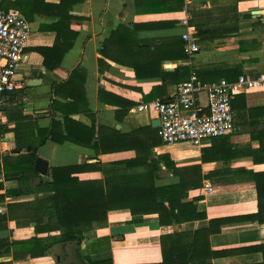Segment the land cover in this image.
I'll return each instance as SVG.
<instances>
[{
  "label": "crops",
  "instance_id": "obj_1",
  "mask_svg": "<svg viewBox=\"0 0 264 264\" xmlns=\"http://www.w3.org/2000/svg\"><path fill=\"white\" fill-rule=\"evenodd\" d=\"M20 1L24 12L15 6L17 0H0L1 10L19 11L32 30L30 47L18 71L22 88L9 95L1 110L0 146L3 153L11 156L25 155L13 153L17 144L11 119L17 108L40 129L49 130L54 120L61 121L58 143L48 140L37 152L48 161L49 170L134 158L136 152L132 150L103 154L107 147L99 145V128L115 129L124 135L138 131L139 138L151 136L149 128L157 116L139 113L136 107L141 102L168 101L194 71L205 84L264 74V0H193L182 8L176 0H84L70 11L74 17L71 30L78 33L75 45L61 67L53 71L46 69L42 55L32 48L55 44L56 34L42 31L41 27L59 20L45 4L57 6L60 0ZM187 31L195 32L199 39L200 51L192 57L182 45V35ZM118 32L121 35L113 38ZM80 68L81 78L86 76L85 94H80L78 106L73 107L84 109L87 103L88 112L71 113L70 119L84 128L70 123L67 129L54 102L59 101L62 106L73 100L64 99L69 95L56 96L55 88L68 82ZM31 81L36 82L30 86ZM79 82L82 84V79ZM203 96L201 102L205 105ZM232 111L235 131L229 136L206 140L200 147L163 144L154 149V153L169 154L179 168L200 167L202 187L192 191L189 200L197 199L198 210L205 219L160 226L157 215L136 223L128 211H114L109 213L106 228L85 234L82 249L93 254L100 251L99 243L110 242L108 257L112 256L114 264H157L163 258L159 245L163 235L195 231L208 227L211 220L227 219L229 222L221 231L208 239L210 249L222 253L207 258L204 239L203 250L197 253L204 260L198 263L264 264V252L256 250L264 246V224L246 219L259 213L260 195L264 206V90L238 95ZM69 132L73 142L61 144V137ZM35 134L25 130L21 138ZM77 177L82 181L103 178L99 172ZM169 182L167 170L158 174V185ZM4 185L6 190L17 187L13 181ZM262 216L264 219V213ZM189 256L187 251L183 253V261Z\"/></svg>",
  "mask_w": 264,
  "mask_h": 264
},
{
  "label": "trees",
  "instance_id": "obj_2",
  "mask_svg": "<svg viewBox=\"0 0 264 264\" xmlns=\"http://www.w3.org/2000/svg\"><path fill=\"white\" fill-rule=\"evenodd\" d=\"M176 1L182 8L183 0ZM82 2L84 0H60L57 6L45 4L53 9L52 14L59 20L50 26H42L41 30L54 32L55 44L52 47H33L32 50L42 55L49 71L60 68L65 55L75 45L78 33L71 30L74 17L70 11ZM19 4L22 5L23 2L17 0L15 6L20 12H24ZM119 35L120 32L115 33L113 38ZM30 44L31 40L27 50ZM184 44L182 41L183 50ZM161 63L162 60L159 61ZM184 72L188 70L185 69ZM72 75L68 82L56 86L55 94L60 97L69 95L64 99L71 98L73 101L62 106L59 101H55L54 108L64 117L67 129L70 123L84 128L69 116L73 112H88L87 103H84V109L76 110L77 107H73L78 106L80 94H85L86 76L81 78V68ZM81 79L82 84L79 82ZM14 113L16 115L11 120L15 123L13 132L16 135V150L19 153L25 152V155L11 156L3 153L0 146V264H17L45 258L50 256L49 251L53 246L71 242H79L78 250L83 254L85 234L106 228L109 213L114 211H128L136 223L143 222L146 216L157 215L160 226L183 225L206 218L198 210L197 199L189 200L190 193L202 187L200 167L179 168L169 154L154 153V149L163 146L158 129L150 127L151 136L149 134L139 138L138 131L124 135L115 129L100 127L99 145L107 147L102 150L103 154L132 150L136 152V156L109 164L98 161L93 164L53 167L43 177L35 171V163L39 158L38 148L48 140L58 143L57 133L59 130L61 133L63 123L54 120L52 128L44 130L34 127L29 116H24L20 108L15 109ZM125 114L123 111L122 115ZM25 130L35 131L36 136L21 138ZM73 140L69 132L59 142L62 144ZM164 170L169 172L171 182L158 185V174ZM94 172L101 173L103 178L82 181L77 177L78 174ZM9 181L16 182L17 187L6 190L4 182ZM258 187L261 188L259 183ZM259 198V213L246 219L264 224L261 195ZM228 222L227 219L211 220L206 228L163 235L159 244L163 258L157 264H202L203 262L198 261L204 258H198L197 253L199 249L203 250L201 241L204 239L205 252L208 253V257H205L220 255L222 252L210 249L208 239L212 234L220 232ZM10 223H14L17 229L34 227V236L14 239L13 230L9 229ZM256 250L264 252V246ZM186 251L190 256L183 261L182 255ZM84 257L89 264H114L112 256L100 260H93L88 255Z\"/></svg>",
  "mask_w": 264,
  "mask_h": 264
},
{
  "label": "built area",
  "instance_id": "obj_3",
  "mask_svg": "<svg viewBox=\"0 0 264 264\" xmlns=\"http://www.w3.org/2000/svg\"><path fill=\"white\" fill-rule=\"evenodd\" d=\"M192 2L184 0L186 6ZM195 34L187 31L182 35L185 52L190 57L200 51ZM31 35V25L19 11L0 9V114L9 95L22 88L17 80L18 71L25 60ZM255 90H264V74L241 75L234 81L221 79L205 84L194 71L188 81L178 85L168 101L141 102L136 110L157 116L159 136L165 146L200 147L206 140L223 138L235 131L232 103L238 95ZM203 94L205 105L201 102ZM206 189L211 191L209 186Z\"/></svg>",
  "mask_w": 264,
  "mask_h": 264
},
{
  "label": "water",
  "instance_id": "obj_4",
  "mask_svg": "<svg viewBox=\"0 0 264 264\" xmlns=\"http://www.w3.org/2000/svg\"><path fill=\"white\" fill-rule=\"evenodd\" d=\"M36 81H31L29 85L35 84ZM152 127L158 129L160 127V121L157 119L152 123ZM14 154L19 153V151H13ZM35 171L43 176L46 177L49 174V163L45 159L38 158L35 163ZM34 231V227L31 228ZM78 245L79 242H71L67 244H58L53 246L50 251V257L56 262L54 250H57L60 254L64 256V263L63 264H87L83 262L78 254Z\"/></svg>",
  "mask_w": 264,
  "mask_h": 264
},
{
  "label": "rangeland",
  "instance_id": "obj_5",
  "mask_svg": "<svg viewBox=\"0 0 264 264\" xmlns=\"http://www.w3.org/2000/svg\"><path fill=\"white\" fill-rule=\"evenodd\" d=\"M14 227H15L14 223H10L9 224V229L10 228L13 229V237H14V239H23V238L26 239V238H30V237L34 236L33 231H31L29 228L26 229V230H18L16 227L15 228ZM109 245H110V242L109 243L101 242V243H99L100 251H98V252L95 251V253H93V254L91 253L90 254L89 251H91V250H88V249L84 248L83 249V254L85 256L86 255L90 256L93 260H100V259L108 256V254H109V250H108L109 249ZM6 258L7 257H5V259ZM7 260H8V258H7ZM19 264H55V262L50 256H48V257L41 258V259H36V260H33V261H27V262H22V263L20 262Z\"/></svg>",
  "mask_w": 264,
  "mask_h": 264
},
{
  "label": "flooded vegetation",
  "instance_id": "obj_6",
  "mask_svg": "<svg viewBox=\"0 0 264 264\" xmlns=\"http://www.w3.org/2000/svg\"><path fill=\"white\" fill-rule=\"evenodd\" d=\"M57 245H58V244H57ZM53 252H54V254H55L54 256H55V258H56V262H55V264H63V263H64V256H63L62 254H60L57 250H54ZM78 254H79V256H80V258H81V260H82L83 262L89 264V263L87 262V260L85 259L84 255L81 254V253L79 252V250H78Z\"/></svg>",
  "mask_w": 264,
  "mask_h": 264
}]
</instances>
